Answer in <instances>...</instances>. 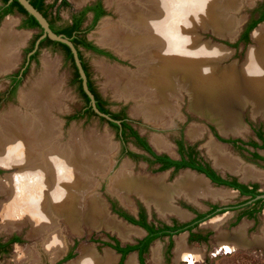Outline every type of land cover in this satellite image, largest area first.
Masks as SVG:
<instances>
[{
	"label": "bare ground",
	"instance_id": "obj_1",
	"mask_svg": "<svg viewBox=\"0 0 264 264\" xmlns=\"http://www.w3.org/2000/svg\"><path fill=\"white\" fill-rule=\"evenodd\" d=\"M111 4L121 17L117 26L104 22L97 40L134 59L138 69L130 72L106 65L102 69L119 97L135 101L133 114H140L157 125H167L178 115L179 93L183 90L189 94V108L200 116H208L221 134L227 136L240 133L244 125L235 109L241 125L238 123L236 105L242 107L248 102L254 112H264V22L253 31L254 45L249 47L240 68L231 63L232 66L228 64L230 66L216 71L214 65H218L229 50L199 44L194 33L207 25L222 34L238 29L240 21H235L236 28L230 30V26L225 25L229 22L221 19L223 12L217 10L220 5L222 10L237 9V0H132ZM232 17L226 20L233 22ZM12 24L11 17H7L0 29V71L15 65L19 45L26 36L24 32H13ZM53 67V62L45 59L40 76L20 90L19 105L0 113V165L17 168L15 174L0 182L1 188L9 190L10 210L7 209L5 216L18 219L16 224L29 220L31 233L44 235L43 247L54 257L52 260L64 247L55 226L59 220L74 232H79L80 221L84 220L93 227L103 225L116 231L123 239L138 233V229L109 215L97 194L92 192L96 185L93 177L96 174L104 177L108 172L107 177L111 171L112 146L108 139L92 130L87 135L72 131L68 141L63 140L61 123L53 112L63 109L64 93L54 77ZM200 131L198 126H191L187 134L194 138ZM151 140L159 148L167 146L158 135ZM220 147L210 140L209 155L217 165L237 171L235 162ZM128 164L124 161L109 177L108 184L109 192L125 205H131L129 194L135 193L161 214L184 217L185 213L171 204L174 194L182 193L190 199L209 196L224 201L233 195L226 189L210 187L191 172L181 173L175 182L166 184L162 175L152 178L134 175ZM242 174L245 178L260 175L250 168H245ZM225 218L226 214L204 224L216 228ZM233 233L234 245L264 246V226L250 240L244 237L243 224ZM183 237L177 240V257L186 255ZM217 237L226 247L227 234L219 232ZM91 247L83 246L80 255L69 264L114 263L116 256L111 250L106 249L100 255ZM152 250V256L158 260L159 248ZM126 264H136L134 255H130Z\"/></svg>",
	"mask_w": 264,
	"mask_h": 264
},
{
	"label": "flooded vegetation",
	"instance_id": "obj_2",
	"mask_svg": "<svg viewBox=\"0 0 264 264\" xmlns=\"http://www.w3.org/2000/svg\"><path fill=\"white\" fill-rule=\"evenodd\" d=\"M61 1L62 0H53L49 3L47 0H42L45 6L44 8L48 13L47 19L49 25L51 22H53L56 25L54 28H60L62 30L67 29V31L70 33L68 37L71 39V41L72 39H76L77 41H90L86 37V33L89 30L90 25H92L95 16L101 11H104V14L95 20L92 28L96 25L100 18L107 14V9L103 3V0H89L86 2L83 0L81 4H78L79 6L76 7V10L71 13L70 18L67 21L61 18L58 8L66 7L69 5V3L67 2V5H63ZM74 2L76 3L75 0ZM1 5L2 4H0V16L4 11V6ZM263 13L264 1L258 3V5L251 11L248 20L240 33V36H242V34L246 31V28L251 24V22L257 20ZM25 19L26 16L23 15L20 21V26L22 28L30 29V27L25 26ZM76 23L79 24L75 27ZM38 29V33H41V29ZM251 30L248 32V39L250 38L249 35ZM62 32L64 33V31ZM240 36L237 39V43L242 42L246 44V42L239 40ZM33 39L30 40L29 44L27 45L26 53L33 48ZM91 43L98 49H101L102 52H96L93 49L80 46L77 49L81 51V55L82 49H85L97 55H101L104 58L121 61V59H119L111 50L107 48H101L99 45L93 42ZM30 47L31 49L28 50ZM41 47L39 46L38 49L33 53L36 54L32 59L30 56V60L24 70L21 71V68L24 66L26 56L22 65L16 71L7 76L9 85L5 93V95H7L6 97L12 96L16 91V88L22 81L27 68L29 67L31 61L36 58ZM48 47H58L66 57V51L62 46L48 44ZM81 62L82 64L84 62L87 66L83 55ZM87 71L89 74L87 77V84L90 82L92 86H94L90 77L88 66ZM73 82L76 85L78 94L84 101V105L81 109H77L74 112L68 114L66 116V121L69 122L90 116H96L100 120H105L113 129L116 138L119 141V152L117 158L121 159L125 157V160L126 162H129V168H131L130 170L134 175L143 176L145 178H152L157 175H162L164 183L170 184L175 182L181 173L183 174L185 172H191V174L200 176L202 179H204L206 184L210 187L220 189L222 188L224 190L226 189L233 193L232 198H237L234 202H231L232 200L230 201V196L228 198L229 200L227 199L228 201L226 202L225 200L224 202L220 198H212L209 196H196L194 199H190L184 196L182 193L176 195L174 194L173 197H171V204L178 210L184 212V217L167 212L161 214L153 204H147L139 195L135 193H130L136 198V200H132L130 198L131 205H124L118 197L117 198L120 202L119 204L110 199V211L115 213L117 218L121 219L125 223L121 220L119 221L124 224H129H126L127 226H132L138 229V233L132 234L129 238L131 239L132 236L139 235V237L133 241L135 242L133 244L130 242L122 244L117 237L108 235L106 244L109 245L111 247V251L114 252L116 256L115 261L117 258H119V263L122 257V254L117 251L115 245L123 248L137 245L136 249L125 254L122 264L125 257L132 251L135 252L134 258L136 255L139 264H147L145 261V254L149 251L151 243L156 239L167 238L165 254L169 256L172 246L175 244L176 237L183 235L185 245H189L190 243H207L209 238L214 233V238H217V233L219 232H224L227 235H229L228 233L230 232H232V234H234L233 232H238L234 231V229L230 230V228L235 227L243 218L252 222L249 227L246 226V222L243 223L244 237L250 240V237L248 236L249 232L257 229L259 225V214H261L264 209V198L252 200L256 195L264 193V189L260 187L261 183L259 181V179H261L264 174L262 171H260L264 170V125L262 123L256 124L250 119H245L242 115L241 120L244 124L242 125L243 133L236 135L229 134L227 137H223L215 123L210 120L203 119L205 122L202 124H197L195 121L190 123V121L193 119L192 114H194L198 119L200 118L194 112L190 113L188 110H186L185 113L181 114V117H178L177 121L174 118L176 116H173V118L169 121V124L157 125L152 122L150 123V121L145 120L144 118L141 121L134 120L127 112L125 105H121L118 110L113 111L111 109V103L109 100L98 93L100 100L105 101V103L102 105L103 108L108 111L107 114H109L111 117V114H115L116 118H112L120 120V125L117 124V127H115L111 124V121H108L105 118L102 119V117L98 116L96 113H90L88 108L89 103L86 102L85 97L79 90V84L81 85V81H75L73 75ZM94 98L95 100L97 99L95 95ZM192 124L199 125L202 128V132L200 131V133L194 138L187 134V130ZM172 128H175L176 134L172 135V137L169 136L168 138V135H165L164 133H166L167 129L169 130ZM153 135H158L160 138L165 140V144L167 146L165 148L157 147L151 140ZM210 140L214 141L216 144H219L221 146L220 148L223 149L229 158L235 162V169L237 171L224 168L222 164H216L207 150L208 142ZM245 168H250L253 171H257L260 175H258V177L250 176L245 178L242 174ZM236 183L244 185V187H237L235 186ZM246 189L250 190V192H243V190ZM224 212L230 213L226 214V218L223 220V222L218 224L216 228L204 224L206 221L212 219L215 215L222 214ZM225 227L228 229H225ZM258 229L260 230L261 228ZM11 237H17V241L20 239L17 235H13ZM11 237L7 238L6 240L0 239V243L7 244ZM14 242L7 244V246H5L7 247L6 249H8L9 246ZM228 244L232 245L231 243ZM75 245L76 242H74L73 247L64 254V257H62V259L59 258V260L57 259L56 263L54 264L61 263L62 261L73 257V248ZM222 248L223 246H221V249ZM1 249L2 248L0 247V252H2ZM186 258L187 257H181L179 261L186 264Z\"/></svg>",
	"mask_w": 264,
	"mask_h": 264
},
{
	"label": "rangeland",
	"instance_id": "obj_3",
	"mask_svg": "<svg viewBox=\"0 0 264 264\" xmlns=\"http://www.w3.org/2000/svg\"><path fill=\"white\" fill-rule=\"evenodd\" d=\"M47 1L50 3L53 0H47ZM86 1H89V0H85L84 2ZM113 1H121V2L129 3L132 0H129V1L128 0H103V3L107 9L106 10L107 14L103 16L102 18H100L93 28H90L87 31L86 37L91 42L97 45H101L103 46V48L105 49L107 48L111 50L113 53L117 54L119 52L117 51V48L115 47L113 48V46H109V45H104V44L102 45L97 40V35L99 32L98 30H100L104 22L109 23L110 21L111 22L109 23L110 25L114 24V26H117V22L119 21L121 17V14L115 10L114 4H111ZM262 1L264 0H237V6L235 7L237 9H233V8L229 9L223 5V7L227 9L222 10V7L220 5L217 10L223 12L221 19L224 22H229L225 25L230 26L229 27L230 30H232L233 28H236L234 27L236 25L235 21H239V18H243L244 16L243 20L238 25L240 32L238 33L239 35L237 37H239L245 23L248 20V17L251 11L258 5V3ZM67 2L69 3L68 6L58 8V12L61 18L65 21H67L70 18L71 13L76 10L77 6H79L76 3H81L83 2V0L81 2H76V3L74 2V0H67ZM22 16L23 15L17 11H14L13 13L9 14V16H7L9 18L11 17V19L13 20V24L11 27L13 32H15L16 34L24 32L26 36L22 44L19 45L18 58H17V62L15 63V65L9 68V70L7 69L6 71L5 70L0 71V113L6 112L10 107H16L19 105L18 103L19 101L17 100V97L19 96L20 90L24 89L26 86L29 85L30 82H32L33 80H35L37 77L40 76V74L43 71V63L45 59L53 62L54 77L57 80V82H59V85L61 86L60 87L61 91L64 93V96L62 99L63 109L56 110L53 112L54 117L57 118L61 123V132H62L61 135L63 137V140L68 141L72 131H75V132L77 131L78 133L80 132V134L82 133L83 135H87L88 132H91L92 130H94L98 135L104 136L106 139H108V142L111 143L112 151H110V153H111V158H112L111 167L113 166V172L109 170L110 173L107 177L105 176L108 174V172L104 174V177L103 176L101 177V175L96 174L93 177L94 184L96 185H95V188L92 189V192L97 194V198L101 200V203L103 204V206H105L106 211L109 210L108 214L112 216L115 213L110 211L109 201L111 199V200H114L117 204H119L120 198L118 197L119 198L118 200L117 195L113 194L112 192H111L112 194L108 192L109 191L108 184L111 179L109 177L113 176L121 168L122 163L124 164V161L126 160H125V157L121 159L117 158L118 152H119V147H118L119 141L116 138L115 132L105 120H100L96 116H90L87 118H80V119L72 120L69 122L66 121V116L74 112L77 109H81L82 106L84 105V101L82 97L78 94L76 85L73 82V75H74L73 66L71 62L66 59L62 51L58 47L52 48V47H48V45H43L41 49L39 50L36 58L31 61L29 67L27 68L24 74L22 81L19 83L13 95L10 97H6L7 95H5L8 85H9L7 76L13 73L14 71H16L22 65L23 60L25 59V56H26L27 45L29 44L30 40H32L34 36L38 34L39 32L38 28H30V29L22 28L20 26V21L22 19ZM230 16L231 17L233 16L232 17L233 22L230 21V19L226 20V18H230ZM7 17L5 18L2 17L0 19V29L2 28V24L6 20ZM194 33L198 37L197 41L199 42V44L206 43L208 44L209 47H212V48H219L220 46V48L229 50L228 53L229 52L230 53L227 56H225L223 59H220L218 61V65H214L216 71L223 69V67L230 66L228 64H231V63H233V65H235L236 67L240 68V65L245 60L246 53L249 47L254 45V42L252 41V37L249 38V41L246 44L242 42L237 43V40L232 42L231 40H229L230 37L233 36L231 33H226L224 37L218 36L215 34L214 29L208 25L205 28H201V27L198 28L197 31L194 30ZM215 44L218 46H215ZM119 54L125 57V59L121 61H115L113 59L104 58L101 55L92 53L91 51L82 49V55L88 66L92 82L96 90L98 91V93L109 100V102L111 103V109L113 111H116L121 107V105H125L129 115H131V117L134 120L141 121L144 118L142 115L132 113V107L134 106L135 101L126 99L121 96L119 97L118 94H116V92L114 91V88L112 87L111 82L108 80V78L106 77L107 75L102 69V67L106 65L107 67H118L123 70L130 71V72L137 71L138 66L135 63L134 59L124 54H121V52H119ZM216 63L217 62H214V64ZM150 91H147L148 95H152ZM179 95H180V98L178 99L179 106L177 107L178 115L176 114V117H174L175 120L177 121L178 117H181V114L185 113L186 110H188V112L190 113L194 112L199 116L200 115L199 113L193 111L188 106L189 94L182 90L180 91ZM247 103H243L241 105L242 107H240L239 105H236V107H234V112L236 109V111L239 114L240 119H242V115H243L245 119H250L252 120V122L256 124L262 123L264 125V112L261 110L254 112V110H252V105L251 104L249 105ZM192 115H193L192 116L193 119L190 121V123L193 121H195L197 124H202L205 122L203 120L204 119L203 117L199 116L200 119H198L194 114ZM204 117H206L208 120H212L206 115ZM237 120H238V116H237ZM238 123L241 125L239 120H238ZM191 126H198L202 132V128L199 125L192 124ZM241 127L243 126L241 125ZM242 133L243 132L241 130V132L238 134H242ZM164 134L168 135V138L169 136L172 137V135L176 134L175 128H172L169 130L167 129L166 133ZM260 171L264 173V170H260ZM16 172H17L16 167H5L3 165H0V182L6 181L5 180L6 176L15 174ZM259 181L261 183L260 187L264 189V174H263V177L259 179ZM8 194H9V190L7 188L0 187V239L6 240L7 238L13 235L19 236L20 239L19 241L11 244L8 250H6L7 252H0V264H54L56 263L57 259L58 260L59 258L62 259V257H64V254L68 250H70L73 247L74 242H76V245L73 248V257L62 261L61 263H57V264H69L70 261L75 260L80 255L81 248L83 246H86V245H89L90 247L92 246L91 248H93L96 251V253L100 255H103L106 249L111 250V247L106 244V239L108 235L117 237L120 243L122 244L127 243L129 241H134L139 237V235H135V236H132L131 239L130 238L123 239L117 234L116 231H112V230L110 231L103 225L99 227H93L89 225L88 223H86L84 220L80 221L81 223H80L79 232H74L71 229H69V227L64 223V221L59 220L58 224H56L55 226L58 227L57 228L58 233H59V236L63 239L64 247H63L62 253L58 257H56L54 260H52L54 257L52 258L50 256L51 253H49L43 247L42 238L44 235L43 234L42 235L32 234L31 233L32 227H31V223L29 222V220H24L25 222L21 221L18 224H16L18 219L14 220L13 217H10L11 218L10 219L8 216H5L6 213L9 212L7 211V209L10 210L9 209L10 205L8 204L9 202H7ZM129 198H131L132 200H136V198L131 194H129ZM236 199H237L236 197H233L230 199V201L232 200L231 202H234ZM225 200L227 202L229 199L228 200L225 199ZM228 213L230 212H224L222 214H228ZM222 214L215 215L214 217H218V216L221 217ZM8 219L10 221H8ZM13 221L15 222L16 225L13 224L14 223ZM244 222H246L247 227H249L252 224L251 221H248L247 219L243 218L240 222H238V224L235 227L230 228V230L234 229V231H238L240 226H242ZM262 226H264V209L262 213L259 214V225L257 229L249 232L248 236L251 238L252 235L258 234V230H259L258 228H261ZM225 229H228V228L225 227ZM243 229H244V224H243ZM51 234L53 233L51 232ZM218 234L219 233H217V235ZM228 234H229L227 235L228 243H231L232 245H229L228 243H226L225 248L231 251L227 253H224V251L221 249V246H224L222 244L224 242L221 239H218V237L214 238L215 233L209 238V241H207V243H202V244L190 243L189 245H185V240H184L185 249L183 251L186 252V255L189 254L187 257L189 260L191 259L193 260V262L190 264H264V246H261V245L251 246V245H246V244L243 246L242 245L237 246L231 242V241H234L233 240L234 235L232 234V232ZM179 237H176L177 239L175 238L176 241H175V244H173L172 246L169 256L165 254L167 238L156 239L154 242H152L150 245L149 251L145 254L146 263L147 264H184V262L179 261L181 257L179 255L177 257V252H176V249L178 248L177 240ZM156 246L159 248L158 260H155L154 257L152 256L153 255L152 249ZM111 254L115 256L113 251L111 252ZM130 255L132 256L134 254L127 255L123 261V264H126V261L130 257ZM186 255L182 257H185ZM135 258H136L135 259L136 264H139L138 258L136 255H135ZM118 260L119 258H117V260L114 261L113 264H117Z\"/></svg>",
	"mask_w": 264,
	"mask_h": 264
},
{
	"label": "trees",
	"instance_id": "obj_4",
	"mask_svg": "<svg viewBox=\"0 0 264 264\" xmlns=\"http://www.w3.org/2000/svg\"><path fill=\"white\" fill-rule=\"evenodd\" d=\"M0 1H1V4H2L1 6H4V7H3V8H4V11H3L2 15L0 16V18H2L5 14L13 13L14 11H17V12H19V13H21V14H23V15L26 16V19H25V22H26V23H25V26L30 27V28H40V27H39V24H38V22L35 20V18H34L33 16L29 15V14L25 11V9H24V8L18 3L17 0H11V1H8V0H0ZM30 2L32 3V5H33L35 8H37L39 11H41L42 14L47 18V14H48V13L46 12V9L44 8L45 6H44L42 0H30ZM61 3H62L63 5H67V1H66V0H62ZM102 14H104V11H101L100 13H98V14L95 16L94 21H93L92 25H90L89 29L92 28L93 24L95 23V20L98 19L99 16H101ZM56 17H57V16H56ZM263 19H264V13H263V14H262L257 20L251 22V24L246 28V31L242 34V36H240V39H239V40H242V41L248 43V41H249V39H248V32H249L252 28H254L258 22L262 21ZM78 24H79V23H76L75 27L78 26ZM55 26H56V25H55L53 22L50 23V27H51V28L53 29V31H55L56 33H63L62 31H64L63 34H65L66 36H68V35L70 34L69 31H67V29L62 30V29H60V28H54ZM39 34H40V33H38V34H36V35L34 36L33 43H34V40L36 39V37H37ZM72 42L74 43V45L76 46V48H78V47L81 46V47H84V48H90V49H93V50H95L96 52H102L101 49H98V48H97L96 46H94L90 41H84V40L77 41L76 39H75V40L72 39ZM33 43H32V45H33ZM48 44L60 45V46H62V47L65 49V51H66V58H67L68 60L71 61L72 65H73V68H74V78H75V81L80 82V79H79V77H78V72H77V69H76L75 64H74V62H73L72 54H71L70 49L68 48V46L65 45V44H63V43H60V42H57V41L50 40V39L47 38V37H45L44 39H42V40L40 41L39 46L41 47V46H43V45H48ZM31 47H32V46H31ZM31 47L28 48V50L31 49ZM78 53H79V57L82 59L81 51L78 50ZM35 54H36V53H35ZM35 54H32V55H31V59L35 56ZM82 66H83V68H84V70H85V72H86V75H87V77H88L89 74H88V71H87V66L85 65L84 62H83V64H82ZM88 87H89L90 91L95 95V97H97V99H96V104H97L99 110L108 113V111H107L106 109H104V108H103V105H102V104L105 103V101L100 100V96H99V94H98L96 88H95L94 86H92V84H91L90 82H88ZM79 90H80L81 94L85 97L86 102L89 103L88 97H87V95L85 94V92L83 91V89H82V87H81L80 84H79ZM98 99H99V100H98ZM88 108H89L91 114H95V113L93 112V110L91 109L90 105L88 106ZM111 115H112V117L116 118L115 114H111ZM102 119H103V117H102ZM111 124H112L113 126L117 127V124H115V123H113V122H111ZM235 186H237V187H242V188L244 187V185H241V184H239V183H236ZM243 192H250V190H247V189H246V190H243ZM17 240H18L17 237H11V238L9 239V241H8L7 244H9V243H11V242H14V241H17ZM7 244L0 243V247L2 248V249H1L2 252H5L6 250H8V249H6L7 247H5V246H7ZM115 248L117 249V251H119V252L122 254V257H121V259H120V261H119V263H118V264H122V260H123V258H124V256H125V254H126L127 252L131 251V250L136 249V248H137V245L127 246V247H125V248H123V247H119V246L115 245ZM6 252H7V251H6Z\"/></svg>",
	"mask_w": 264,
	"mask_h": 264
},
{
	"label": "water",
	"instance_id": "obj_5",
	"mask_svg": "<svg viewBox=\"0 0 264 264\" xmlns=\"http://www.w3.org/2000/svg\"><path fill=\"white\" fill-rule=\"evenodd\" d=\"M11 1V0H8ZM18 3L25 9V11L33 16L35 18V20L38 22L39 27L41 29V33L37 36V38L34 40V44H33V48L28 51L26 53V59H25V63L24 66L21 68V71L24 70V68L26 67V65L28 64L29 60H30V56L38 49L40 41L42 39H44L45 37L49 38L50 40L53 41H57L60 43H63L65 45L68 46V48L70 49V52L72 54V58H73V62L75 64V67L77 69L78 72V77L81 81V86L83 91L85 92V94L88 97L89 100V105L91 107V109L94 111V113H96L98 116H101L103 118H105L108 121L114 122L118 125H120V120L118 119H114L112 118L109 114L104 113L102 111H100L97 106H96V100L94 98V94L90 91L88 84H87V75L86 72L82 66V62H81V58L79 57V53H78V49L76 48V46L73 44V42L71 41V39L66 36L63 33H56L55 31L52 30V28L49 25L48 19L42 14L41 11H39L37 8H35L32 3L30 2V0H17ZM1 4V2H0ZM9 16V14H6L3 18ZM244 18V16H243ZM243 18H239V21L241 22L243 20ZM242 19V20H240ZM239 22V24H240ZM264 22V19L260 22H258L256 24V26L251 30L249 37H252V33L253 31L262 23ZM233 31V30H232ZM230 32L233 36L230 37L229 40H231L232 42L236 41L238 39V33L240 32L239 26L238 29H236L233 32ZM227 32H225L224 34L222 33H218L217 31H215V34L221 37H224L226 35ZM99 47L103 48V46L99 45ZM119 59L124 60L125 57H123L122 55H120L119 53H114ZM5 73V72H4ZM196 114V113H195ZM200 116V115H199ZM203 117L204 119L208 120L207 118H205L204 116H200ZM223 137H227L224 136L222 134ZM111 172H113V166L111 167ZM109 192V191H108ZM111 193V192H109ZM259 198H264V193L258 194L256 195L252 200L254 199H259ZM251 201V200H250ZM107 213H109V210H107ZM115 217H117L115 214L113 215ZM261 229L259 230L260 233ZM258 233V234H259ZM256 235V234H255ZM253 235V236H255ZM122 240V239H121ZM131 244L135 243L133 241H129ZM129 254H135L134 251L130 252Z\"/></svg>",
	"mask_w": 264,
	"mask_h": 264
},
{
	"label": "built area",
	"instance_id": "obj_6",
	"mask_svg": "<svg viewBox=\"0 0 264 264\" xmlns=\"http://www.w3.org/2000/svg\"><path fill=\"white\" fill-rule=\"evenodd\" d=\"M222 250L224 251V253H227V252H229V249L225 248L224 246H223ZM186 259H187V261H186V264H190V263H192V262H193V260H192V259H191V260H189L188 258H186Z\"/></svg>",
	"mask_w": 264,
	"mask_h": 264
},
{
	"label": "crops",
	"instance_id": "obj_7",
	"mask_svg": "<svg viewBox=\"0 0 264 264\" xmlns=\"http://www.w3.org/2000/svg\"><path fill=\"white\" fill-rule=\"evenodd\" d=\"M243 231H244V229H243Z\"/></svg>",
	"mask_w": 264,
	"mask_h": 264
}]
</instances>
